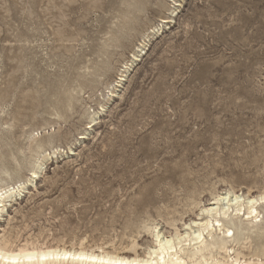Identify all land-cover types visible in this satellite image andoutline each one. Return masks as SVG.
<instances>
[{"label": "rangeland", "instance_id": "rangeland-1", "mask_svg": "<svg viewBox=\"0 0 264 264\" xmlns=\"http://www.w3.org/2000/svg\"><path fill=\"white\" fill-rule=\"evenodd\" d=\"M139 1L0 0V184L42 166L0 216L8 246L145 255V226L264 193V0ZM259 227L242 260L264 261Z\"/></svg>", "mask_w": 264, "mask_h": 264}, {"label": "bare ground", "instance_id": "bare-ground-1", "mask_svg": "<svg viewBox=\"0 0 264 264\" xmlns=\"http://www.w3.org/2000/svg\"><path fill=\"white\" fill-rule=\"evenodd\" d=\"M173 1L175 3L173 7L171 6L173 8L171 10L175 12L174 7H178L177 3L181 0ZM152 3L150 0H141L137 5L140 8V6H148ZM161 22L168 23L169 19L164 18ZM156 29L153 26L152 35ZM150 34L137 43L130 55L131 59L123 64L114 86H120L119 84L127 77L126 72L132 68L135 61L140 60L139 54L148 45ZM111 92L110 95L113 96L114 92ZM103 109L104 105L99 108V110ZM91 122H95L94 117ZM84 138H86L85 135H81L79 139ZM72 153L73 151L70 154ZM41 170V165L33 168L30 178L25 182L15 185L0 184V216L5 211L8 202L22 195L26 186H30L40 176ZM249 191H251L250 188ZM249 191L247 194L243 193L245 195L238 194L233 189L212 193L211 200L200 206L201 213L198 214V219L189 220L191 222L188 224L183 223L185 226L183 231L175 225V220V222L169 221L171 227L175 228L171 236H166L157 226H145L155 241V245L146 249V252L144 251L145 255H141L137 250L139 243L135 239L132 245L128 246L127 251L115 253L105 249L101 251L86 249L82 246L75 248L74 246L72 248L55 246L43 249V246L39 248L38 245L32 247L24 245L17 249L12 245V247L8 246L3 236L0 237V264H264L260 254H257L259 249L255 252V256H258L257 261L241 259L243 253L240 249L245 248L246 240L254 232L258 235L262 233L259 226L264 219V193L259 191L258 196H251ZM234 243H237V248Z\"/></svg>", "mask_w": 264, "mask_h": 264}]
</instances>
